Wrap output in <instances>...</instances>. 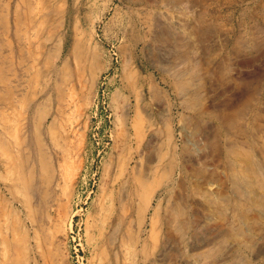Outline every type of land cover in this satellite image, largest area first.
<instances>
[{
    "label": "rangeland",
    "instance_id": "rangeland-1",
    "mask_svg": "<svg viewBox=\"0 0 264 264\" xmlns=\"http://www.w3.org/2000/svg\"><path fill=\"white\" fill-rule=\"evenodd\" d=\"M0 62V264H264V187L252 193L251 205L233 212L231 191L219 187L227 184L225 171L211 168L222 150L224 162L257 160L264 169V156L250 144L264 127V0H0ZM175 71L195 78L184 92ZM150 84L158 98L139 101ZM221 85L231 90L224 94ZM197 89L198 107L208 111L191 122L188 97ZM137 105L143 131L144 108L156 121L157 154L165 155L150 165V179L161 184L145 195L147 210L139 199L119 200L122 185L129 190L142 176L134 166L149 137L138 148L130 130ZM237 108L239 120L222 125ZM200 156L208 158L206 171ZM180 167L192 171L193 188L221 192L206 208L214 220L200 212L191 238L164 222L174 196L188 207ZM260 174L250 170L248 178L264 186ZM195 201L207 206L203 196ZM157 207L160 232H174L175 239L152 251ZM215 224L231 233L217 256L222 234L211 230Z\"/></svg>",
    "mask_w": 264,
    "mask_h": 264
},
{
    "label": "bare ground",
    "instance_id": "bare-ground-1",
    "mask_svg": "<svg viewBox=\"0 0 264 264\" xmlns=\"http://www.w3.org/2000/svg\"><path fill=\"white\" fill-rule=\"evenodd\" d=\"M152 1V0H151ZM19 9V8H18ZM17 9V10H18ZM19 11V10H18ZM15 12V11H14ZM18 21H20V20H18ZM14 22V21H13ZM154 34V33H153ZM164 35V34H163ZM165 37H166V34H165ZM166 38H168V36L166 37ZM176 40V39H175ZM257 41V40H256ZM255 41V42H256ZM176 42H177V40H176ZM241 42V41H240ZM174 43V42H173ZM259 43V42H258ZM238 44L240 45V43L239 42H235V52H237L238 53V51H239V46H238ZM247 44V43H246ZM244 47V46H243ZM260 48V47H259ZM180 49V48H179ZM242 49V48H241ZM263 49V48H262ZM262 51V50H261ZM249 52V51H248ZM178 53V52H177ZM181 53H183V52H181ZM180 53H178L177 55H179ZM176 56V55H175ZM174 56V57H175ZM183 56V55H182ZM255 56V55H254ZM179 59V58H178ZM190 59V58H189ZM251 57H249L248 59H246L245 60V62L246 63H248V62H250L251 61ZM191 60V59H190ZM2 61V60H1ZM130 61V60H129ZM190 62V61H189ZM1 63V62H0ZM195 63V62H194ZM200 66V65H199ZM191 67V66H190ZM175 68H176V66H175ZM177 68H178V66H177ZM190 69V68H189ZM193 69V68H192ZM194 70V69H193ZM192 70V71H193ZM197 70V69H196ZM185 72H187V71H179V72H176L175 71V73H173L174 74V76H175V79H176V81L178 82L177 83V85H180L179 86V88H181V92H184V91H186V89L185 88H187L188 87V85H190L191 84V82L192 81H195L194 79V77L191 79V78H188V77H186V76H184V73ZM194 72H197V71H194ZM3 73V72H2ZM1 73V74H2ZM190 77V76H189ZM151 79H152V77H151ZM147 82V81H146ZM5 84V83H4ZM199 84V83H198ZM149 85V84H148ZM177 85L175 84V88H176V90H177ZM11 86V85H10ZM193 86V85H192ZM160 87V86H159ZM141 88V87H140ZM138 89V88H137ZM221 89H223V93L224 94H226L228 91H230L231 90V88H230V90H229V87L228 86H226V85H221ZM199 90H200V88H199ZM199 90L197 89V90H195V91H192V97H188V101L190 102V104H192V107H191V109H192V113L191 112H189V115L190 116H187V117H189V119H190V121L191 122H194V121H196V119H200L201 121H203V117H206V112L208 111V107H206V108H202V109H200L199 107H198V103H199ZM178 91V90H177ZM188 91L189 90H187V93H188ZM179 92H180V90H179ZM4 93V92H3ZM182 94V93H181ZM138 95V100L139 101H143L145 98V96L146 95H149L153 100H155L156 98H158V96H159V91L157 90V87L156 86H154V85H151L150 84V86H148V87H144L143 86V88H142V90L137 94ZM202 95V94H201ZM69 96V95H68ZM19 97V96H18ZM181 97V96H180ZM14 98H15V96H14V93L11 91V92H8V95H7V101H9V104L10 103H13V100H14ZM136 99H137V96H136ZM202 99V98H201ZM138 100H137V102H138ZM63 102V101H62ZM128 102V101H127ZM70 103V102H69ZM145 103V102H144ZM226 103V102H225ZM141 105V104H140ZM147 105V104H146ZM145 105V106H146ZM1 106V105H0ZM10 106V105H9ZM142 106H143V104H142ZM202 106V105H201ZM224 106H225V104H224ZM14 107V106H13ZM140 106L139 105H137V107L135 108V111H137V118H136V120H137V122L135 123V121L131 124V128H130V130L132 129L133 130V134L134 135H136V137H135V139H136V141H137V143H138V148L140 147V146H142L143 144H144V141H143V137H145V136H148L149 138H148V140H147V142H146V150L144 151L143 149L139 152V159H137V161H136V165L134 166L137 170H140V171H138V172H140L141 173V175L142 176H140V174H138V176H136V177H134L135 178V180L133 181V182H130V189L129 190H126L127 188L124 186V185H122V188H121V191H120V194H119V200L122 202V203H124L127 199H130V200H132V201H134L135 202V200L134 199H139L141 202H142V204L144 205V206H142V207H144V209H146L147 210V208H148V202H146V194H148V197L151 195V193H152V191H153V189H155V187H157V186H159V184H161L160 182H157V180H159V179H157L156 177H154V178H152V179H150V177H149V173H150V171H151V167H150V165L151 164H154V162H156V160H157V156L158 157H161V159H164L165 158V155L163 156V155H158L157 154V150H156V143H157V139H158V137L157 138H155V135H156V133H157V131H158V129H156L155 128V125H156V121L154 122L153 120H152V118H151V116L148 114V112L146 113L145 112V108L142 110L143 112L142 113H144L143 114V118L144 117H146L145 119H147V128L143 131V126L142 125H140L139 126V119L141 120L142 118H141V115H140V111H139V108ZM190 107V106H189ZM2 109H4V108H2ZM131 109V108H130ZM138 109V110H137ZM163 109V108H162ZM238 109L239 108H237V110L235 109V110H233L230 114L228 113V115H224L223 117H222V119H223V121H222V125H225L227 122L230 124L231 122H233V119L235 120H239L238 118H240V117H238L237 118V116H239V112H238ZM129 111V110H128ZM128 111H126V113H124L123 114V126H124V128H125V126H127L126 128H125V130H126V132H127V130H129V125H128V123H129V113H128ZM7 112V111H6ZM1 113V112H0ZM135 114H136V112H135ZM223 114H225V113H223ZM145 115V116H144ZM230 116L232 117L231 119H230ZM2 118H3V116H2ZM161 118V117H160ZM159 118V119H160ZM170 118V117H169ZM182 118H183V116H182ZM181 118V119H182ZM133 120H135V119H133ZM144 122V121H143ZM184 122H185V120H184ZM141 123V122H140ZM234 123V122H233ZM6 124V123H5ZM143 124V123H142ZM182 124V123H181ZM235 124H236V122H235ZM1 126V125H0ZM195 126L197 127V124L195 123ZM172 127V126H171ZM36 128V127H35ZM206 128V127H205ZM199 131V129H198V127H197V129H196V131ZM255 130V129H254ZM35 131H36V129H35ZM124 131V130H123ZM130 132V131H129ZM255 133L257 134H260V135H258L257 134V137L255 136H252V138H251V140H250V144H252V146L255 148V152L257 153V154H260V156H264V127H262V126H258V128H256V130H255ZM205 135V134H204ZM133 136V135H132ZM203 137V136H202ZM39 138V137H38ZM37 138V139H38ZM196 138V137H195ZM254 138V139H253ZM183 139V138H182ZM248 139V138H247ZM131 140V139H130ZM170 140H171V138H169L168 139V141L170 142ZM146 141V140H145ZM203 141V140H202ZM40 142V141H39ZM201 142V141H200ZM202 143V142H201ZM205 143V142H204ZM231 143V142H230ZM235 143V142H234ZM128 144V143H127ZM196 144V143H195ZM213 144V143H212ZM207 145V144H206ZM210 145V144H209ZM208 145V146H209ZM134 146H135V144H134ZM144 146V145H143ZM176 146V145H175ZM228 146H229V144H228ZM128 147V146H127ZM137 147V146H136ZM142 148V147H141ZM143 148H145V147H143ZM219 148V146H215V147H213V149H212V151H214V152H212V153H215L217 150H219L218 149ZM228 148V147H227ZM227 148H225V150H224V152L225 153H231V154H233L234 152H238V151H236V150H234V149H232V150H227ZM239 148H240V150H242L243 152L242 153H244V156H247L248 154H247V151H245V149L246 148H244L243 149V147L242 146H239L238 147V150H239ZM6 149V148H5ZM128 149V148H127ZM208 149H209V147H208ZM216 149V150H215ZM229 149V148H228ZM135 150V149H134ZM140 150V149H139ZM9 151V150H8ZM136 151H137V149H136ZM190 150H188V151H186V152H189ZM209 151H211V149H209ZM144 152L146 153V156L144 155ZM180 152V151H179ZM220 154H216V156H213V158H214V160L213 161H215V163H214V166H211V164H210V166H211V168H214L215 170L217 169V168H220V165H221V167H223V169L222 170H224L225 171V178H226V181H227V184L226 185H224V181L221 183L220 182V186L219 187H221L222 189H225V190H227V192L228 191H231V195L233 196V197H235V198H231L232 199V201L233 202H236L237 204H231V203H233V202H231L230 200V198H228V199H226V198H223L222 199V201L224 202V204H226V205H228V204H230V205H232V208H233V212L236 210H239V211H243V207L246 205V207H248L249 205H251L252 204V200H253V194L252 193H254L255 192V189H257V188H263L264 186H263V184H255V182L254 181H251V180H249V178H248V175H249V171L250 170H252L253 171V175H255L256 176V173L257 172H260L262 175H264V169H263V164H259L258 163V161L256 160V163L255 164H257V166L259 167L258 169L256 168L257 166L255 165V164H252V163H250V161H248V163L246 164V163H242V160H241V158L240 159H238V158H236V159H229L227 162L225 161L224 162V160L222 159V150H219L218 151ZM203 153V152H202ZM201 153V155H203ZM249 153V152H248ZM128 154H129V152H128ZM132 154V153H131ZM200 154V153H199ZM230 155V154H229ZM237 155H238V153H237ZM242 155V154H241ZM176 156V155H175ZM175 156H173V157H175ZM225 156V155H224ZM240 156V155H239ZM42 158H44V157H42ZM170 158V157H169ZM200 158V160H201V162H202V164H200L202 167H201V169H203V171H206V170H208L209 168L207 167V165L209 166V164H208V162H207V160H208V158H205V159H201V158H204L203 156L201 157H199ZM224 158V157H223ZM129 159V158H128ZM135 159V158H134ZM145 159H146V162H145ZM176 159V158H175ZM192 159V158H191ZM244 159V158H243ZM247 159V158H246ZM41 160V159H40ZM136 160V159H135ZM178 160V159H177ZM187 160V159H186ZM204 160H206V161H204ZM180 161V160H179ZM128 162V161H127ZM126 162V163H127ZM166 162V161H165ZM171 162V161H170ZM175 162V161H174ZM184 162V161H183ZM210 162V161H209ZM191 163H192V161H191ZM173 164V163H172ZM172 164H170V165H172ZM204 164V165H203ZM173 165H175V164H173ZM183 165V164H182ZM125 166V165H124ZM160 166V165H159ZM158 166V167H159ZM173 168H174V166H172ZM170 168H171V166L170 167H168V168H166L165 170L166 171H169L170 170ZM181 168V167H180ZM187 168V167H186ZM124 169H126L125 167H124ZM196 169V168H195ZM136 170V171H137ZM178 170V169H177ZM188 170H189V168H188ZM190 170H193V169H190ZM211 170V169H210ZM125 172V171H124ZM133 172V171H132ZM161 172V171H160ZM163 172H164V170H163ZM211 172V171H210ZM223 172V171H222ZM222 172H221V174H222ZM179 173V172H178ZM190 173V172H189ZM189 173H187V170H184V168H181L180 169V173L179 174H181V176H180V178H181V182H182V174H184L183 175V184L184 185H186L187 186V197H186V200L188 201V204H187V206L188 207H182V206H179L178 204H179V202L176 200V198H175V196H174V199H173V201H172V203H173V205L175 206V207H173V205H168L167 207H166V209H165V212L166 213H170V215L172 216L171 217V219L170 218H166V219H164V222H165V224L167 225V226H170L171 225V223H172V225L175 227V230H176V233L177 234H181L182 235V237H184V236H188L189 235V237L191 238V237H194V235H197L196 233H197V230H198V228H199V225H200V218L198 217V214L201 212V213H203V215H204V217L206 216V218H208V219H210V220H214V217H213V215L211 214V213H209L208 211H207V207L208 206H211L212 205V203L211 202H213L214 201V194L215 193H219L220 192V190H219V188H218V190L219 191H207V190H204V191H199V190H197L196 188H193L192 187V184L193 183H191V180L193 179V177H194V175L193 174H191L192 173V171H191V173H190V175H189ZM202 173V172H201ZM208 173V172H207ZM137 174V173H136ZM160 174V173H159ZM211 174H216V172L215 171H212L211 172ZM224 174V173H223ZM261 174H260V176H261ZM135 175V174H134ZM196 175H197V173H196ZM169 176V175H168ZM198 176V175H197ZM211 176V175H210ZM209 176V177H210ZM251 176V175H250ZM170 177V176H169ZM184 177H185V179H184ZM208 177V176H207ZM263 177V176H262ZM125 178H126V176H125ZM163 178V177H162ZM165 178H168V177H166L165 176ZM164 178V179H165ZM205 178V177H204ZM214 178V177H213ZM216 178V177H215ZM220 176H218L217 177V180H220ZM254 178V177H253ZM252 178V179H253ZM124 180V179H123ZM198 181V180H197ZM210 181V180H209ZM121 182V181H120ZM195 182H196V180H195ZM218 182V181H217ZM180 183V182H179ZM260 183V182H259ZM182 183H181V186L183 185ZM218 185V184H217ZM214 186V185H213ZM210 187V186H209ZM221 193V192H220ZM225 193V192H224ZM146 195V196H145ZM173 195V194H172ZM201 196H203V198L205 199V203L207 204V206L205 207V209L203 208V205H201V203H199V201H195L198 197H201ZM153 197V196H152ZM151 197V198H152ZM170 197V196H169ZM211 197L213 198L212 200H211ZM258 197V196H257ZM155 198V197H154ZM259 198V197H258ZM264 198V197H263ZM171 199V198H170ZM236 199V200H235ZM163 201V200H162ZM181 201V200H180ZM136 203V202H135ZM158 203H159V201H158ZM218 204H220V203H218ZM158 205V204H157ZM161 205H163V204H161ZM214 205V204H213ZM226 207V206H225ZM237 207H238V209H237ZM251 207V206H250ZM140 208H141V206H140ZM155 208V207H154ZM158 209L157 210H155L154 212H155V216H153L154 218L153 219H151L152 220V222H151V233H150V235H149V241H150V247H149V249H151L152 251H153V249L155 250V248L157 249V247L159 246V244L163 241V243L164 242H168V241H170L171 240V238H173V239H175V236L172 234V233H174V232H172V233H166V235H163L161 232H160V226L162 225V220H160L159 219V216H158V212H159V208L160 207H157ZM171 208V209H170ZM216 208V207H215ZM220 208V207H219ZM142 209V208H141ZM119 210V209H118ZM151 212V211H150ZM224 212H227V211H224ZM146 213V212H145ZM149 213V212H148ZM151 214V213H150ZM217 214H218V212H217ZM243 214V213H242ZM185 218H184V217ZM229 216H232V215H229ZM244 216V215H243ZM248 216H250V215H248ZM262 216V215H261ZM161 217V216H160ZM191 218H193L192 220H191ZM213 218V219H212ZM231 218V217H230ZM234 218V217H233ZM236 218V217H235ZM242 218V217H241ZM145 219V218H144ZM232 219V218H231ZM254 219V218H253ZM146 220V219H145ZM218 220V219H217ZM238 220H240L239 218H238ZM250 220V219H249ZM119 221H121L122 222V220H119ZM220 221H222V220H220ZM235 221V220H234ZM245 221V220H244ZM121 222H118L117 224H118V227H120V223ZM208 222H210V221H208ZM214 222V221H213ZM144 223V222H143ZM159 223H160V225H159ZM254 223V222H253ZM142 225V224H141ZM249 225V224H248ZM223 226V225H222ZM222 226H218L217 224H215L214 226H211V230L212 231H217L218 233H216V235L218 234V235H220V234H222V237L220 238V244H219V247L216 249V253H215V255L217 256L219 253H223L224 252V250H225V248L227 247V243H225L226 242V238L231 234H228L229 232H226V230L227 229H225V228H223ZM230 226H231V224H230ZM118 227H116V230H114L113 231V229H112V231L114 232L113 234H112V237L110 238L111 239V241L113 242V240H114V238H115V232H117V230H118ZM145 227V226H144ZM160 227V228H159ZM163 227V226H162ZM165 227V226H164ZM237 227V226H236ZM235 227V228H236ZM239 227V226H238ZM149 228V227H148ZM160 229V230H159ZM169 230V229H168ZM250 230V229H249ZM112 231H111V233H112ZM228 231V230H227ZM258 231V230H257ZM201 232V231H200ZM248 232V231H247ZM254 232V231H253ZM220 233V234H219ZM227 233V234H226ZM234 233V237H235V239L236 240H238L241 236H242V234H241V232H233ZM206 235V234H205ZM247 235V234H246ZM200 237V236H199ZM212 237H215V236H212ZM262 237V236H261ZM182 239V238H181ZM222 239L224 240V241H222ZM22 240V239H21ZM25 239H23V241H24ZM209 240V239H208ZM210 240H212L211 239V236H210ZM161 241V242H160ZM186 241V240H185ZM184 241V242H185ZM207 241V240H206ZM205 241V242H206ZM26 242V241H25ZM209 242V241H208ZM208 242H206V243H208ZM210 242H213V240L212 241H210ZM171 243V242H170ZM206 245V244H205ZM204 245V246H205ZM145 246V245H144ZM192 246V245H191ZM195 246V245H194ZM193 246V247H194ZM204 246H202V248H204ZM164 247V246H163ZM174 247H175V245H174ZM196 247V246H195ZM183 248H185V247H183ZM200 248V247H199ZM198 248V249H199ZM20 249V248H19ZM162 249V248H161ZM211 249V248H210ZM24 250V249H23ZM143 250H144V247H143ZM191 250V249H190ZM193 250V249H192ZM174 251H175V249H174ZM194 251V250H193ZM17 252V251H16ZM21 252V251H20ZM146 253V252H145ZM175 253V252H174ZM170 254V253H169ZM168 254V255H169ZM6 256V255H5ZM4 256V257H5ZM167 256V255H166ZM170 256V255H169ZM200 256V258L202 257L203 259H204V257H205V259L207 258H210L209 256H207V255H203V254H201V255H199ZM7 257V256H6ZM23 258H24V256H23ZM22 258V259H23ZM167 258L169 259V257L167 256ZM26 259V258H25ZM150 259V258H149ZM24 260V259H23ZM5 261V260H4ZM205 261V260H204ZM207 261V260H206ZM22 262V261H21ZM215 263V261H213V260H211V261H208V262H206V264H214ZM205 264V263H204Z\"/></svg>",
    "mask_w": 264,
    "mask_h": 264
}]
</instances>
